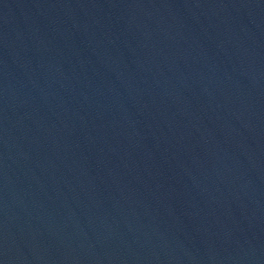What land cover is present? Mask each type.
Listing matches in <instances>:
<instances>
[{"label": "water", "instance_id": "95a60500", "mask_svg": "<svg viewBox=\"0 0 264 264\" xmlns=\"http://www.w3.org/2000/svg\"><path fill=\"white\" fill-rule=\"evenodd\" d=\"M0 264H264V0H0Z\"/></svg>", "mask_w": 264, "mask_h": 264}]
</instances>
